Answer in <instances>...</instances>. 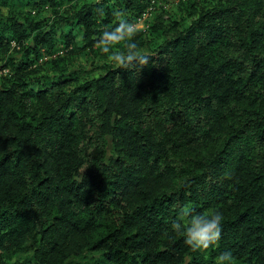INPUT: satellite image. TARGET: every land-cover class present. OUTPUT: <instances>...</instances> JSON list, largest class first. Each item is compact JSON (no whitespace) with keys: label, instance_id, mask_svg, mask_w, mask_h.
Wrapping results in <instances>:
<instances>
[{"label":"trees","instance_id":"1","mask_svg":"<svg viewBox=\"0 0 264 264\" xmlns=\"http://www.w3.org/2000/svg\"><path fill=\"white\" fill-rule=\"evenodd\" d=\"M149 2L0 0V51H22L0 78V264H264V0L156 16L135 37L144 67L32 66L60 37L93 48L114 8L134 20ZM185 206L223 213L205 255L171 229Z\"/></svg>","mask_w":264,"mask_h":264},{"label":"clouds","instance_id":"2","mask_svg":"<svg viewBox=\"0 0 264 264\" xmlns=\"http://www.w3.org/2000/svg\"><path fill=\"white\" fill-rule=\"evenodd\" d=\"M97 5H102L103 0H96ZM96 12L103 16V7H98ZM115 26L102 27L96 40L95 47L106 54L109 62L116 67L129 69L135 65L147 66L150 54L143 52L135 42L139 31L137 21L127 18V13L122 9H113ZM123 43V49L116 46ZM223 213L218 209H209L196 212L191 207L185 206L171 223V229L185 237V244L193 251H207L213 246H218L222 236ZM215 264H235V257L231 252H223L216 257Z\"/></svg>","mask_w":264,"mask_h":264},{"label":"rangeland","instance_id":"3","mask_svg":"<svg viewBox=\"0 0 264 264\" xmlns=\"http://www.w3.org/2000/svg\"><path fill=\"white\" fill-rule=\"evenodd\" d=\"M202 1L203 0H196V2L199 3ZM189 3L190 0H150L148 6L133 21L138 22L139 28L144 29L145 35L148 38L150 34L149 26L152 24L156 16L160 14L165 16L169 13L171 16L176 17L179 20L185 19L187 16L185 15L187 6ZM32 12L34 13L35 9H33ZM185 20H189V17H187ZM75 34L80 35L79 31L75 32ZM61 38L62 37L58 38V44L54 47L50 54H47L46 50H44L45 48L41 47V54L38 58H36V61H34L32 66H36L39 72L52 74L54 72V66H56L57 62H65L68 60V62H71L72 64L70 69L80 70L81 67L86 69L84 72L80 71L81 75H84L86 71H89L91 74L103 72L104 68L95 67V64L109 62L106 54L102 53L95 46L93 48H74L73 45L71 48L65 47L62 42H59ZM77 39H79V36H77ZM10 44V48H8L6 51H0V78L5 74L9 75V73L13 72L14 64L11 62L16 60V56H19L22 52L15 40H12ZM116 48H123L122 43L117 45ZM11 55L15 56V58L9 60ZM88 149L90 150V148ZM200 252L204 255L206 253V251ZM96 257V254L85 253L84 257H73L71 259V263L83 264L86 262H93ZM22 259L23 253L18 252L11 258V261L20 262Z\"/></svg>","mask_w":264,"mask_h":264}]
</instances>
